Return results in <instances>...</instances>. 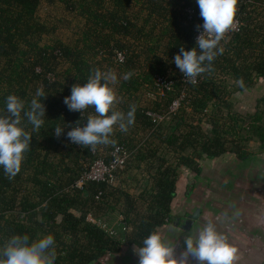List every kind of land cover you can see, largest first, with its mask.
<instances>
[{
    "label": "trees",
    "instance_id": "obj_1",
    "mask_svg": "<svg viewBox=\"0 0 264 264\" xmlns=\"http://www.w3.org/2000/svg\"><path fill=\"white\" fill-rule=\"evenodd\" d=\"M57 1L85 23L74 42L44 45L52 30L39 20L38 11L42 3ZM251 1L238 0L234 22L240 23V31L220 42L224 52L214 59L213 70L192 84L183 81L173 60L180 47H196V25L203 24L196 0H0V115L6 113L8 95L22 99L25 111L37 98L38 88L46 96L37 98L46 109L38 131H32L21 113V126L32 140L20 172L10 180L0 166V247L13 235L26 234L31 242L38 235L51 234L54 264H105L108 256L120 254L125 247H141L153 230L164 238L180 222L183 217L173 211L179 184L187 183L184 196L189 197L205 177L206 162L229 155L248 161L252 158L248 145L253 141L264 150V97L253 114L236 111L233 102L235 93L264 79V18L259 12L264 0ZM62 67L64 72L59 71ZM94 68L115 71L119 110L126 114L135 105L133 125L148 130L150 138L159 142L144 154L136 150V161L146 162L149 173L138 196L104 181L88 180L78 186L101 156L109 164L116 146L131 144L122 131L110 136L115 146L95 149L67 139L77 121L83 125L95 110L90 107L83 115L69 111L64 98L71 95L74 84L86 83ZM129 71L131 78L121 79ZM157 77L171 81L172 89L161 95L155 86ZM241 78L243 88L237 84ZM144 92L155 96L151 108L140 105ZM183 94L180 110L170 114V107ZM209 107L210 113H205ZM148 110L165 120L156 127ZM57 126L64 127L58 138ZM164 146L173 154L170 160L160 154ZM183 169L193 179L185 178ZM99 194L103 200L112 197L123 202L130 230L120 228V235L112 237L88 220L92 210L105 206L96 201Z\"/></svg>",
    "mask_w": 264,
    "mask_h": 264
},
{
    "label": "clouds",
    "instance_id": "obj_2",
    "mask_svg": "<svg viewBox=\"0 0 264 264\" xmlns=\"http://www.w3.org/2000/svg\"><path fill=\"white\" fill-rule=\"evenodd\" d=\"M202 25H196L200 34L196 37V47L185 50L180 47L173 63L189 82L195 83L201 74L213 70V61L223 54L220 42L226 32L233 26L238 0H196ZM203 29L201 32L200 30ZM131 71L123 74L121 79L131 78ZM118 76L114 70H91L86 83H76L71 87V95L64 98L69 111L83 113L90 107L95 114H89L86 123L76 125L67 132V139L83 148L95 149L97 145L115 146L116 141L110 139L114 125L122 132L135 123V105L125 114L115 110L117 101L114 86ZM237 84L243 88L241 78ZM35 97H46L43 88H38ZM37 98L30 101L25 111V102L16 95H8L5 100L6 113L0 115V166L5 176L13 179L21 170L24 153L29 149L32 135L25 131L22 124L23 112L32 131H38L44 124L45 105ZM64 127L57 126L54 135L58 138ZM264 177V173L261 174ZM186 250L178 260L170 243L162 238L159 230H153L142 241L141 247L133 251L139 258V264H188L191 256L199 264H234L238 259L237 248L227 236L218 230L212 221L200 223L185 234ZM56 259L55 240L51 234L39 236L30 242L28 235H13L0 247V264H54Z\"/></svg>",
    "mask_w": 264,
    "mask_h": 264
},
{
    "label": "crops",
    "instance_id": "obj_3",
    "mask_svg": "<svg viewBox=\"0 0 264 264\" xmlns=\"http://www.w3.org/2000/svg\"><path fill=\"white\" fill-rule=\"evenodd\" d=\"M263 97L264 79L251 88L234 94L235 110L242 114H253L256 112L258 100ZM117 100H119L118 97ZM117 102L119 104L120 101ZM135 128L134 125L129 126V130ZM137 128L136 131L144 133L147 138L141 142L145 143L144 147L132 148L134 160L137 158V149L144 154L151 146L159 144L154 137L150 138L148 130H141L138 126ZM248 149L252 154V158L248 161L229 155L217 162H206L205 177L201 184L191 191L189 197L184 196L187 183L184 181L179 184L180 195L173 211L183 218H180L179 225L170 227L163 238L174 248L176 259L179 260L186 250L185 234L191 231L184 229L183 225L191 215L200 210V217L192 228L205 221L216 223L218 230L227 236L230 243L238 250V259L234 261V264L264 263V177L261 176L264 173V150L256 141L250 142ZM100 152L104 153L103 147ZM162 153L170 160L172 154L168 153L164 147L160 151V154ZM142 163H139V169H142ZM128 172L127 177L135 174L132 170ZM183 173L185 178L193 179L189 170L183 169ZM141 175L144 179H149L147 171L141 172ZM132 182L133 180L123 181L121 188L128 185L136 186L134 182L130 185ZM133 249L125 247L120 254L108 256L105 264H139V258ZM188 264H199V262L189 256Z\"/></svg>",
    "mask_w": 264,
    "mask_h": 264
},
{
    "label": "rangeland",
    "instance_id": "obj_4",
    "mask_svg": "<svg viewBox=\"0 0 264 264\" xmlns=\"http://www.w3.org/2000/svg\"><path fill=\"white\" fill-rule=\"evenodd\" d=\"M259 12L261 13V18H264V10L261 8L259 9ZM38 18L41 22L45 23L51 30L52 33L49 36H45L43 40L44 45L52 44L55 41H62L64 43H72L74 40L78 37V34L80 33L81 29L84 26V20L77 16V14L69 12L65 9L64 5H62L59 1L49 5L47 3H42V5L39 8L38 11ZM59 71L64 72L65 67L60 68ZM61 72V73H62ZM231 83V82H230ZM232 84V83H231ZM149 92H144L142 96L139 97L140 105L146 108H151V103L154 101L152 98H148ZM120 101V100H117ZM116 101L114 107L118 110L120 108V104ZM118 106V108H116ZM134 130L128 128L127 132H123L129 139L131 140V144L129 146H125L126 149L129 151H132V147L136 146L138 147H144L143 145L145 143H141L143 140H146V135L144 133H140ZM113 131L119 132L121 131L118 127V125H114ZM113 136V134H112ZM128 147V148H127ZM132 153V152H131ZM104 155V153H101ZM103 159L105 156H101ZM142 163V162H141ZM140 164L134 160L131 159L129 161L127 170L133 171L135 173L133 176L130 174L129 177H127V170L125 173L119 174L114 185L112 187L119 188L127 193H132L133 195L137 194L139 195L142 190L146 187V182L144 177H142L141 172L148 170V165H146V162L142 163V169H139L138 166ZM93 172L95 174H98V172L101 173V169H93ZM129 173V172H128ZM135 179V180H134ZM125 180H133L136 186H127L125 188H121V184H123V181ZM130 183V185H133ZM98 214L94 213V219L101 220V222L105 225H107L109 228H112L116 231L117 236L120 235V225L118 223L119 219V210L116 209V207H110L107 208V205L102 206L100 210L98 209Z\"/></svg>",
    "mask_w": 264,
    "mask_h": 264
},
{
    "label": "built area",
    "instance_id": "obj_5",
    "mask_svg": "<svg viewBox=\"0 0 264 264\" xmlns=\"http://www.w3.org/2000/svg\"><path fill=\"white\" fill-rule=\"evenodd\" d=\"M251 1V0H250ZM253 2V1H251ZM264 10V9H263ZM189 13L192 15V11H189ZM240 23L235 21L233 26L229 29L228 32H226L224 39L222 41H228L231 34L232 33H236L240 31ZM201 32L203 31V29L200 30ZM200 33L197 32L195 33V40L196 37L199 35ZM118 59L120 62L124 61V57L121 54H118ZM183 81L185 83H192L189 82L188 80H186L185 78L183 79ZM197 83V78L195 83L192 84H196ZM232 83V82H231ZM233 84V83H232ZM155 86L160 90V94L163 95L165 91H170L172 89V82L169 81L168 79H165L163 77H157L155 80ZM143 94H141L140 96H142ZM148 98H152L153 101H155V96L152 93H148ZM185 94L182 95V97L175 101L172 106L170 107V114H174L176 112H178L181 108V103L184 101L185 98ZM211 107H209L205 113H210L211 111ZM148 116L152 118L155 126L157 127L158 125H160L164 120L165 117L160 116L156 113H153L151 110H148L147 112ZM165 149H167L164 146ZM167 151V150H166ZM132 151H129L128 149H126L125 146H116L112 152V154L110 155L112 157V161L109 164H106L104 159H99L94 166L92 167L91 171L89 174L85 175V177L78 183V186L81 188L83 187L84 183L88 180H96V181H104L107 182L109 184V186H113L118 175L125 173L129 164V161L131 159H133V153H131ZM172 154V153H171ZM101 155V154H100ZM173 155V154H172ZM172 157V156H171ZM95 168L101 169V173L98 172V174H95L93 172V169L95 170ZM128 171V170H127ZM149 178V176H148ZM96 201L98 203H105L107 205V208L110 207H116L117 210H119V225L120 228H122L123 231H128L130 230L129 227H127V224L125 222V214H124V204L122 201H120L119 203L116 202V200L114 198H108L103 200V194H99L96 197ZM94 213L98 214L97 210H92L88 220L90 222H92L93 224L99 226L100 228H102L103 230H105L110 236L112 237H116L117 233L114 229L109 228L107 225L103 224L101 222V220H97L94 219Z\"/></svg>",
    "mask_w": 264,
    "mask_h": 264
},
{
    "label": "water",
    "instance_id": "obj_6",
    "mask_svg": "<svg viewBox=\"0 0 264 264\" xmlns=\"http://www.w3.org/2000/svg\"><path fill=\"white\" fill-rule=\"evenodd\" d=\"M200 214H201V211L200 210H197L193 215H191L187 221L185 222V224L183 225L184 229L186 230H191L192 227L194 226L195 224V221H197L200 217ZM179 225V224H177ZM264 264V263H263Z\"/></svg>",
    "mask_w": 264,
    "mask_h": 264
}]
</instances>
